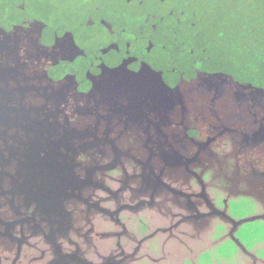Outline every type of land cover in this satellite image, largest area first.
Segmentation results:
<instances>
[{
    "label": "water",
    "instance_id": "1",
    "mask_svg": "<svg viewBox=\"0 0 264 264\" xmlns=\"http://www.w3.org/2000/svg\"><path fill=\"white\" fill-rule=\"evenodd\" d=\"M56 49L0 27V264H264L263 124Z\"/></svg>",
    "mask_w": 264,
    "mask_h": 264
},
{
    "label": "flooded vegetation",
    "instance_id": "2",
    "mask_svg": "<svg viewBox=\"0 0 264 264\" xmlns=\"http://www.w3.org/2000/svg\"><path fill=\"white\" fill-rule=\"evenodd\" d=\"M16 26L57 47L54 80L150 69L264 126V0H0V27Z\"/></svg>",
    "mask_w": 264,
    "mask_h": 264
}]
</instances>
